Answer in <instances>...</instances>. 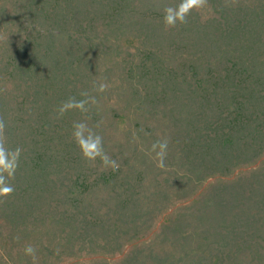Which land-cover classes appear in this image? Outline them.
<instances>
[{
  "label": "rangeland",
  "instance_id": "obj_1",
  "mask_svg": "<svg viewBox=\"0 0 264 264\" xmlns=\"http://www.w3.org/2000/svg\"><path fill=\"white\" fill-rule=\"evenodd\" d=\"M178 3L0 0V111L22 138L9 148L42 149L52 164L45 192L15 198L35 200L27 214L0 211V257L33 264L32 245L35 264H264V133L251 149L250 128L230 134L236 119L264 130V102L253 100L255 84L264 90V26L253 42L236 28L263 16L264 0H208L165 28L163 8ZM240 61L251 69L238 114L229 75ZM84 91L98 103L57 119ZM77 120L103 137L118 170L82 158ZM218 134L241 140L237 158L219 156ZM165 137L160 168L148 151ZM9 182L33 184L17 172Z\"/></svg>",
  "mask_w": 264,
  "mask_h": 264
},
{
  "label": "clouds",
  "instance_id": "obj_2",
  "mask_svg": "<svg viewBox=\"0 0 264 264\" xmlns=\"http://www.w3.org/2000/svg\"><path fill=\"white\" fill-rule=\"evenodd\" d=\"M207 3L208 0H179L178 4L165 6L162 20L165 28H175L178 24L187 23L190 15L205 8ZM109 87L107 82L101 81L94 85V90L98 93H104ZM80 96L82 99L69 97L62 101L56 109V118L60 119L67 112L74 110L86 113L89 111V105L98 103L96 97L87 91L81 92ZM96 127H99V124ZM4 130L5 124L0 119V201L11 196L15 190L9 181L14 178L19 167L22 151L19 147L12 149L6 146ZM71 136L85 161L94 162L99 159L104 169H119L117 161L104 151L103 137L93 127H90L86 120H77L72 123ZM168 146L169 141L166 137L157 139L151 144L148 154L157 162V167H164ZM35 252L36 250L32 245H27L24 248L25 255L32 257L33 264L36 262Z\"/></svg>",
  "mask_w": 264,
  "mask_h": 264
},
{
  "label": "trees",
  "instance_id": "obj_3",
  "mask_svg": "<svg viewBox=\"0 0 264 264\" xmlns=\"http://www.w3.org/2000/svg\"><path fill=\"white\" fill-rule=\"evenodd\" d=\"M258 22H260L261 25L264 26V11H263V16H257L252 22H248V23L240 22V24L236 26V28L240 30V32L243 34L245 41L247 42L252 41V38L256 35L259 29ZM262 32H264V29L262 30ZM240 64L245 66V68L239 67L236 69L237 65H234L232 69H236V71L235 72L233 71L232 74L229 75V78L232 80V83L234 84L233 94L237 101L236 113L238 114L243 111V105L248 101L244 98L245 97L244 94L241 97L239 96V91L243 92L250 88L249 82L244 86L247 79L243 78V75H248V72L251 69V67L246 66L241 61ZM209 70H210V66H209ZM205 74L199 78V81L202 82L205 81L208 84H210V78L205 77ZM219 79L221 80V78ZM260 83L261 81L255 84V94L253 95L254 97L253 100L259 103H263L264 94H260V91H264V90L256 89V86L260 85ZM216 87L220 88L219 82H217ZM202 98L206 99V97H202ZM240 116H236V117L238 118ZM0 119H2L5 124L4 137L6 139V146L9 147V143L12 142L14 143L15 141L17 142L21 141L22 138L21 135L17 132V128L12 124H10L9 119L6 116L2 115L1 111H0ZM235 121L236 124L233 123L234 127L232 128V132H230V134L233 136L234 133H237L238 131L237 124L239 125L241 130L243 128H250L251 142L247 144H248V148L251 149L252 147H254L253 136L254 139L263 136L264 130L262 126L257 125L254 122H247V121L240 122L237 119ZM218 143H219V147L223 149L222 151L219 152L220 157L227 156L228 155L226 154L227 151H229L232 154L233 158L238 157L239 154L238 152L235 151V147L241 146V140L235 142L233 141V139L230 140L228 138H225L223 135L218 134ZM255 145L259 146V148L257 149L258 152H260L264 147L260 143L257 144L255 143ZM42 163H45V166L43 168H42ZM51 165L52 164L48 163L47 159L45 158V154L42 149L32 150L31 153H27V155H24L23 151H21L20 164L16 172L20 174V178L24 179L25 181H32L33 184L30 186V188H26V190L24 191L14 190L11 196L4 198L2 201H0V211L4 213V218L8 220H12L14 216L19 218L20 216H23V214L25 213L27 214L26 210L33 208V206L35 205L34 199H32L30 203H28L25 200L21 199L20 201H18L19 199H15V198H20L21 196L24 197L30 191L31 194L33 192L35 193V191L37 190L39 192H45L46 191L45 186L47 184V179L50 175L49 168L51 167ZM38 198L40 199V197ZM18 208H20V210H18ZM9 241H12V236H10ZM9 261L10 260L2 252V255L0 257V264H12Z\"/></svg>",
  "mask_w": 264,
  "mask_h": 264
}]
</instances>
